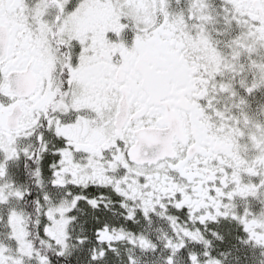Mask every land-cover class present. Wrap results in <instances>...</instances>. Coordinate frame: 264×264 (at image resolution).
<instances>
[{
    "label": "snow or ice",
    "instance_id": "snow-or-ice-1",
    "mask_svg": "<svg viewBox=\"0 0 264 264\" xmlns=\"http://www.w3.org/2000/svg\"><path fill=\"white\" fill-rule=\"evenodd\" d=\"M0 264H264V0H0Z\"/></svg>",
    "mask_w": 264,
    "mask_h": 264
}]
</instances>
